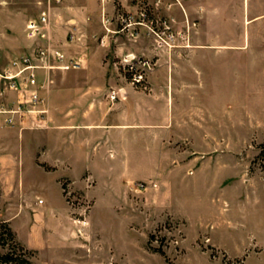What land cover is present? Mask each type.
<instances>
[{"label": "rangeland", "instance_id": "1", "mask_svg": "<svg viewBox=\"0 0 264 264\" xmlns=\"http://www.w3.org/2000/svg\"><path fill=\"white\" fill-rule=\"evenodd\" d=\"M34 4L35 0H0V7L9 5L15 11L26 12V17L37 15ZM204 5L208 10L205 15L187 6L189 16L174 5L179 10L176 19L183 21L187 17L195 22L191 32L221 34L220 40L206 39V46L232 48L229 52L206 54L209 61L217 64L203 66V77L211 82L207 89L217 98L215 117H207L205 133L184 135V150L175 156L205 161L203 174L175 183L168 195L165 191L150 195V182L136 181L125 199L128 206L120 211L105 206L104 197L90 208L91 199L65 188L66 211L57 188V174L43 172L50 167L38 161L41 168L26 167L24 176L29 180L23 186L18 183L19 189L25 191L13 194L3 157L0 224L5 222L14 233V241L31 251L30 264H264V20L247 23L252 17L264 15V0H207ZM118 7L116 2L110 8L90 3L80 8V22L89 26L87 30L95 40L100 34L107 36L106 42L117 34L128 42L146 35L155 44L146 24L136 33L119 29ZM4 11H0V29L9 20L12 31H20L23 15L10 13L7 19ZM24 30L26 33V25ZM179 47L182 45L175 48ZM31 49L30 45L25 52ZM13 54L10 48L0 47V66H6ZM187 55L183 56L185 60ZM119 60L115 66H119ZM230 63L233 66H225ZM4 142L0 147H5ZM157 156L162 160L159 153ZM213 169L215 173L211 174ZM160 189L164 190L163 186ZM32 190V201L46 198L53 211L21 213L25 193ZM40 240L42 244H38ZM12 245V240L1 239L0 254ZM32 245H38L39 250Z\"/></svg>", "mask_w": 264, "mask_h": 264}, {"label": "crops", "instance_id": "2", "mask_svg": "<svg viewBox=\"0 0 264 264\" xmlns=\"http://www.w3.org/2000/svg\"><path fill=\"white\" fill-rule=\"evenodd\" d=\"M132 1L61 0L57 3L50 0L52 41L64 52L79 58L82 66L38 71L39 81L45 83L40 92L41 106L46 110L42 118L30 114L21 125L13 127L4 126L0 118V146L3 141L7 143L0 147V160L5 157L13 194L24 193L18 183L23 186L29 180L24 176L26 167H42L36 161L51 168L48 172L43 170L44 173L57 174V188L66 211L65 188L91 199L90 208L99 202V197H104L105 206L120 211L128 206L125 199L136 181L150 182V195L160 191L168 195L175 183H184L203 174L207 167L205 161L200 163L197 158L175 156L177 151L184 150V135L205 133L207 117H215L217 98L207 89L211 82L203 77V66L212 62L206 54L229 52L232 48L205 45L206 39H222L220 33L207 36L191 30L187 45L171 50L157 48L146 35L128 42L117 34L101 45L97 40L101 34L95 40L87 30L89 26L80 22V8H87L90 3L110 8L116 2L119 11L134 13L138 1ZM148 1L156 6L157 0ZM205 1L184 0L183 11L189 16L188 6L197 14L205 15L208 11ZM168 2L161 0L158 11L181 23L175 17L179 10L174 5L167 8ZM34 5L38 15L48 4L47 0H35ZM3 8L7 19L10 13L23 15L22 27L17 33L12 31L9 20L0 29V36L7 38L0 37V47L10 48L16 57L26 53L25 49L33 43L24 30L27 20L33 17H26V12L15 11L9 5L0 7V11ZM257 19L264 20V15L252 17L247 23ZM71 26H75L77 38L69 42L66 32ZM246 35L248 38V33ZM230 36L232 38V34ZM128 54L155 57L157 64L147 76L146 89H138L119 76L115 61ZM186 54L187 60L183 58ZM196 55L198 58L194 59ZM212 63L217 66L216 61ZM111 90L118 94L114 101L109 98ZM158 153L162 160L158 159ZM214 173L213 169L211 174ZM162 186L164 190L160 189ZM33 192L35 190L25 193L21 213L36 215L38 211H53L46 198H39L35 204ZM5 220L11 221L10 217ZM65 235L69 237L68 229ZM32 247L39 250L38 245Z\"/></svg>", "mask_w": 264, "mask_h": 264}, {"label": "built area", "instance_id": "3", "mask_svg": "<svg viewBox=\"0 0 264 264\" xmlns=\"http://www.w3.org/2000/svg\"><path fill=\"white\" fill-rule=\"evenodd\" d=\"M183 1L169 0L166 6L170 8L178 5L183 9ZM160 2L161 0H157L156 6H153L148 0H138L135 14L120 12L117 15L118 28L136 33L146 24L154 35V45L157 48L171 50L180 45H187L191 27L195 22L191 23L186 17L179 26H176L173 16L158 11L157 5ZM47 4L36 17L26 22V36L33 42L31 51L12 58L6 66H0V118L4 126L21 125L30 114L43 117L46 110L41 106L43 98L40 92L44 89L45 83L38 79L39 70H68L80 67V59L67 56L57 44L53 43L50 0H47ZM76 34L75 26H71L66 32V40L72 42L77 38ZM97 40L99 44L104 45L107 36L102 34ZM48 60H52L53 63H49ZM118 62L119 72L128 76V80L134 84L143 89L147 88V76L156 65L155 57L127 55ZM109 98L116 100L117 92L111 90Z\"/></svg>", "mask_w": 264, "mask_h": 264}, {"label": "trees", "instance_id": "4", "mask_svg": "<svg viewBox=\"0 0 264 264\" xmlns=\"http://www.w3.org/2000/svg\"><path fill=\"white\" fill-rule=\"evenodd\" d=\"M0 228L3 229L2 231H0V240L8 238L12 240L13 243V245L10 247V250L0 254V262L13 264H30V256L32 255L31 251L24 249L22 245H19L14 241V233L7 226V224H5V222H2L0 224ZM17 249H19L20 252H17Z\"/></svg>", "mask_w": 264, "mask_h": 264}]
</instances>
